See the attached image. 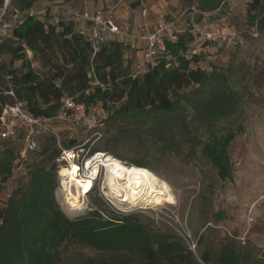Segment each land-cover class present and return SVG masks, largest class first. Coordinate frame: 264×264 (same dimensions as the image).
<instances>
[{
  "label": "trees",
  "instance_id": "obj_1",
  "mask_svg": "<svg viewBox=\"0 0 264 264\" xmlns=\"http://www.w3.org/2000/svg\"><path fill=\"white\" fill-rule=\"evenodd\" d=\"M49 1L11 0L7 7V17L18 9L23 22L0 43V123L16 102L31 115L50 119L59 113L65 98L73 97L88 111L96 108L94 114L102 118V138L93 151L117 157L108 140V125L154 119L163 125L156 138L165 148L173 147L176 137L188 144L192 136L194 146L201 144L202 156L217 170L220 180H234L228 147L236 133L233 129L219 133L215 128L240 105V94L232 84L235 69L217 67L212 61H208L209 68L204 64L208 55L218 58L222 46L238 48L248 39L259 38L264 30V0H242L249 17L247 28L240 26L239 14L232 16L237 4L233 0H189L185 22L171 20L176 23L175 36L165 38L155 65L145 64L138 70H134L122 37L109 36L94 48L90 28H78V23H88L74 18L68 9L81 10L84 0H58L55 6L50 2L47 12L29 15L31 9ZM92 1L97 8L117 7L110 0ZM4 4L0 0V13ZM56 6L63 10L57 17L50 15L51 7ZM193 23L212 28L228 24L238 36L228 45L203 40L193 31ZM178 29L183 31L178 33ZM198 41L206 48L197 50ZM6 55L11 57L9 62ZM197 122L199 130H209L203 137L198 128L194 134L189 131ZM59 131L64 145L81 143H76L74 134L65 140ZM70 131L83 135L79 127ZM23 134L19 131L15 139L0 135V190L16 169L25 168L0 206V264H249L251 250L240 246L236 235L215 251L198 254L184 238L154 229L153 221L145 222L139 213L106 215L100 200L85 214L68 216L55 196L60 156L56 137L38 135L37 148L22 155ZM135 164L158 174L144 162ZM223 218L222 211L218 212L216 219ZM204 239L202 234L197 244ZM77 248L76 255H69ZM83 248L96 254H85Z\"/></svg>",
  "mask_w": 264,
  "mask_h": 264
},
{
  "label": "rangeland",
  "instance_id": "obj_2",
  "mask_svg": "<svg viewBox=\"0 0 264 264\" xmlns=\"http://www.w3.org/2000/svg\"><path fill=\"white\" fill-rule=\"evenodd\" d=\"M110 1L115 2L116 6L120 5L122 9L125 8L129 14H132V9L141 7L147 8L150 13V8L163 3L162 0H149L148 3L146 0ZM50 2L55 6L58 0L43 2L36 10L47 12L46 7ZM163 4L165 9L161 11L166 14L167 20H176L177 24L185 22L191 5L189 0H167ZM233 10L235 13L232 12V16L239 14L240 26L247 28L249 17L245 2L238 1ZM61 12V6L51 7L50 15L57 17ZM64 18L70 19V16L64 15ZM128 18V22L132 23L134 17L130 15ZM203 47L205 44L201 41L196 43L197 50H202ZM129 57H133L134 70H138V65L144 68L145 61H140L135 54H130ZM10 58V55L4 57L7 62ZM206 61L204 66L207 68L210 67L208 61H212L217 67L232 66L235 69L232 84L240 94V105L234 115L219 120L215 128L219 133L228 129H233L236 133L228 147L233 164V181L220 180L217 170L202 156L199 147L201 144L194 146L195 140L192 136L188 144L184 139L176 137L173 147L165 148L156 138L160 136L163 125H157L154 119L147 121L144 118L108 125V140L118 157L114 158L121 159V162L128 165L141 161L156 170L159 177L168 182L175 202L156 201L153 205H145L121 201L120 197H113L104 188V172L98 186L85 197V203L81 201L79 210L69 208L67 192L70 187L73 191L75 189L71 184L63 185L59 177L55 191L56 200L70 217L85 214L99 200L104 204L101 210L108 216L139 213L145 222L153 221L154 229L172 231L184 238L188 246L195 245V252L198 254L204 250L215 251L224 241L236 235L240 246L251 250L249 264H264V30L260 32L259 38L248 39L242 47L222 46L218 58L208 55ZM57 125L65 140H69L68 136L74 134L76 143L84 141V135L68 131L61 122ZM192 127L194 128L189 131L194 134L198 122ZM208 132L206 128L199 130L201 137ZM179 141L181 144H178ZM104 142H101V147ZM24 172V166L16 169L14 177L0 190V206ZM221 211L224 218L217 220L216 215ZM202 234L205 239L202 244H197ZM78 250L80 249H72L69 255H76ZM82 252L96 254L89 248H83Z\"/></svg>",
  "mask_w": 264,
  "mask_h": 264
},
{
  "label": "built area",
  "instance_id": "obj_3",
  "mask_svg": "<svg viewBox=\"0 0 264 264\" xmlns=\"http://www.w3.org/2000/svg\"><path fill=\"white\" fill-rule=\"evenodd\" d=\"M11 0H5L4 8L0 13V43L7 38L11 31L20 26L23 22L21 12L16 9L10 17H7V7ZM240 0H233L237 2ZM83 8L68 9L70 14L79 20L87 22L90 28V41L94 48L101 42H104L109 36H120L124 40V45L129 46L128 38L130 32L128 28L116 20V10L114 7L107 9L97 8L92 0H84ZM43 11L31 9L29 15H40ZM142 18L137 22V26L143 33L139 38L144 41L142 49L145 64L155 65V59L158 51L163 47L164 40L167 37L174 38V29L176 23L168 21L166 14L159 11L155 15V28L151 29L147 21L149 12L147 8L141 11ZM182 29L176 32H182ZM193 31L199 34V38L212 42L225 41L231 44L237 38V31L230 25H220L217 28L209 26L201 27L193 23ZM145 66V65H144ZM138 69L141 66H137ZM13 94V92H10ZM96 108L88 111L83 103L77 102L73 97L64 99L59 113L54 118L35 117L27 112L21 103L16 102L10 106L1 118V137L4 139H15L19 131H23L24 149L22 155L27 151H33L37 148V137L42 133H49L56 137L57 145L60 149L58 158V177L62 181L66 175H63V168L69 169L76 177L77 184H73L75 193H81L82 202L85 203V197L91 192L100 181V177L105 171L104 160L107 159L106 152L93 151L97 142L102 138V118L97 117L94 112ZM57 120L65 124L68 129L81 128L85 137L84 141L74 146H66L61 141L59 128L51 122ZM105 178V177H104ZM70 178H66L68 180ZM104 185V184H103ZM88 205V204H87ZM192 251L195 252V245L189 244ZM204 264V263H203Z\"/></svg>",
  "mask_w": 264,
  "mask_h": 264
},
{
  "label": "bare ground",
  "instance_id": "obj_4",
  "mask_svg": "<svg viewBox=\"0 0 264 264\" xmlns=\"http://www.w3.org/2000/svg\"><path fill=\"white\" fill-rule=\"evenodd\" d=\"M104 160L106 166V175L104 188L107 189L113 197H120L121 201H131L137 204L153 205L154 202H175L174 194L168 182L152 172L149 168L136 164H125L114 158L111 154H106ZM68 180L63 179V185L71 186L77 184L76 177L69 169L61 170ZM66 189V188H65ZM77 195L72 187L67 192V202L71 210L81 208V193ZM120 201V202H121Z\"/></svg>",
  "mask_w": 264,
  "mask_h": 264
},
{
  "label": "crops",
  "instance_id": "obj_5",
  "mask_svg": "<svg viewBox=\"0 0 264 264\" xmlns=\"http://www.w3.org/2000/svg\"><path fill=\"white\" fill-rule=\"evenodd\" d=\"M146 1H147V3L149 2V0H146ZM162 1L165 4L167 2V0H162ZM163 3L160 2V4H161L160 6L155 5L152 8H150L151 11L148 15L147 21L149 22L151 29L155 28V15H156V13L165 9V6H163L164 5ZM144 4L145 3H143L142 5L145 6ZM53 11L56 12L57 10H53ZM141 11H142V7H141V9L140 8L139 9L138 8L132 9V14H129L125 8L122 9V7L119 5L116 7V19L119 23L126 26L128 28V31L130 32V36L128 38L129 46L127 48V54L128 55H130V54L134 55L135 54V56L138 57L140 61H144L142 49H143L145 44H144V41H142L139 38V35H141L143 33V31H142V29H140L137 26V22L142 18ZM151 12H152V14H151ZM65 14H67V13H65ZM130 15H131V17H134L132 23L128 22V19H129L128 17ZM78 28L81 30H84V31L89 30V26L84 24L83 22L78 23ZM51 123L55 127L59 128L57 125V123H60L59 121L53 120ZM65 127L68 129V127L66 125H65ZM68 131H70V129H68Z\"/></svg>",
  "mask_w": 264,
  "mask_h": 264
}]
</instances>
